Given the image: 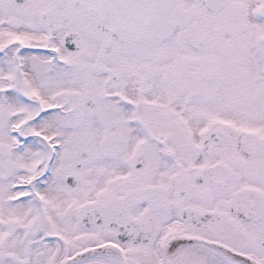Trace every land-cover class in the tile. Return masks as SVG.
Wrapping results in <instances>:
<instances>
[{"label":"snow or ice","instance_id":"snow-or-ice-1","mask_svg":"<svg viewBox=\"0 0 264 264\" xmlns=\"http://www.w3.org/2000/svg\"><path fill=\"white\" fill-rule=\"evenodd\" d=\"M0 264H264V0H0Z\"/></svg>","mask_w":264,"mask_h":264}]
</instances>
